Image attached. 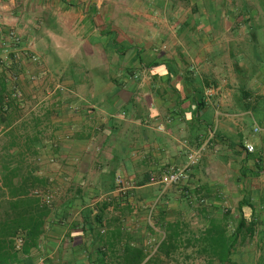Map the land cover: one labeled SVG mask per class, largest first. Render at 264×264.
Masks as SVG:
<instances>
[{
	"label": "crops",
	"instance_id": "crops-1",
	"mask_svg": "<svg viewBox=\"0 0 264 264\" xmlns=\"http://www.w3.org/2000/svg\"><path fill=\"white\" fill-rule=\"evenodd\" d=\"M260 13L235 0H0V57L15 32L41 59H21L25 97L30 75L50 74L38 82L50 103L33 108L48 199L32 196L48 214L0 234V264H188L222 212L262 239ZM202 146L187 180L150 182Z\"/></svg>",
	"mask_w": 264,
	"mask_h": 264
},
{
	"label": "rangeland",
	"instance_id": "rangeland-1",
	"mask_svg": "<svg viewBox=\"0 0 264 264\" xmlns=\"http://www.w3.org/2000/svg\"><path fill=\"white\" fill-rule=\"evenodd\" d=\"M224 2L225 0H217L218 5L220 6H224ZM235 4L238 6H248L250 8H264V0H235ZM258 18L261 19V23L264 24V14L261 13L259 15H250L249 20H254L255 22H257ZM261 34L264 39V31H262ZM42 81L44 80L38 79L36 82L31 81V79L26 80V84L28 87L34 86V83H36L37 85L31 87L34 88V92L29 96L27 95L24 105L25 107L23 109L13 107L8 113L0 112V184L3 185L1 173V168L3 165L9 166L13 169L19 168V179L31 175V178H38L39 180L36 181L34 187L29 188V191L25 193L26 196H32L35 191H38L37 194L40 195L41 198L48 199V193L44 194L45 191L43 190L46 185L45 180L40 179L35 174L37 172V167H35V160L33 155L36 151L37 146L39 145L36 140V136L39 135L37 132L40 133V131L43 130V127H41V125L40 129L36 130V111L33 108L34 106H36V104L41 103L42 105L50 103V100L48 98H45L46 94L44 90H41L42 87L38 86L41 85L39 83H41ZM20 86L24 92L23 86ZM48 87L50 86L48 85ZM37 88H39V90H37ZM35 91L37 92L35 93ZM37 93L39 94L37 95ZM45 107L47 106L45 105ZM11 143H17V147L10 149L9 147ZM19 199L22 200L21 198H12L9 190L3 191L0 187V217L9 215L10 213H14L11 208V204L12 202H18ZM225 210L229 209H227L226 207L224 208V211ZM215 219V224L224 227L225 233L228 237L232 236L236 232L238 224L237 222H233V219L232 217H230L229 212H222L218 214ZM205 237L206 236H203V238ZM206 245V242L201 240V249L199 250L201 253H199V251L197 250L198 252L196 251L195 256L191 255L189 258L186 256L185 259L188 261V264H210L207 254L205 255L203 251L206 248ZM191 251L192 249L188 248L186 250V253L189 254ZM234 255L237 264H259L262 261L264 263V237L262 239L252 238L246 241L243 245H240L235 249ZM213 264L218 263L214 261Z\"/></svg>",
	"mask_w": 264,
	"mask_h": 264
},
{
	"label": "trees",
	"instance_id": "trees-1",
	"mask_svg": "<svg viewBox=\"0 0 264 264\" xmlns=\"http://www.w3.org/2000/svg\"><path fill=\"white\" fill-rule=\"evenodd\" d=\"M17 147V143H11L10 149ZM3 187L9 190L12 198H21L18 202H12L11 208L13 215L23 217V220L15 222L0 223V234L4 232L13 233L19 230H36L39 227V223L33 222L31 215L45 216L48 214L47 205H43L40 208L35 207L36 202H40L38 199H34L33 196H26L25 193L29 191L30 187H34L38 178H31V175L20 178L19 168H11L3 165L1 168ZM24 184V185H23ZM25 194V195H24ZM25 217V218H24ZM255 224H247L241 221L238 225L236 232L228 237L225 233V228L218 224H212V228L202 241L206 242V248L203 250L205 255L209 258L210 264L214 261L218 264H237L235 260V249L243 245L246 241L252 239L255 232ZM1 245V243H0ZM13 246H11L12 249ZM0 246V259L1 256ZM11 252H9L10 254ZM8 254V255H9ZM5 256V255H4ZM259 264H264L263 261Z\"/></svg>",
	"mask_w": 264,
	"mask_h": 264
},
{
	"label": "built area",
	"instance_id": "built-area-1",
	"mask_svg": "<svg viewBox=\"0 0 264 264\" xmlns=\"http://www.w3.org/2000/svg\"><path fill=\"white\" fill-rule=\"evenodd\" d=\"M8 37L14 42V51L7 50L5 54L0 57V66L7 68L6 74L0 75V112L8 113L13 107L22 108L24 106L26 97L23 90L20 87L19 80L22 74L21 59L22 57L28 58L33 64L40 65L41 59L38 55L32 53L29 49H25L20 46L21 39L15 32H9ZM14 67V71L13 68ZM50 74L47 71H43L41 74H32L30 79L36 82L38 79L48 80ZM206 147L202 146L198 150L189 153L187 162L176 169H171L169 172L162 176H152L150 182L152 184H161L165 188L178 186L185 180H187L191 171L202 160ZM248 153H253L255 148L253 145L248 144L246 146ZM118 184L121 186V191L127 190V183L123 179L118 178ZM38 195V194H37Z\"/></svg>",
	"mask_w": 264,
	"mask_h": 264
}]
</instances>
